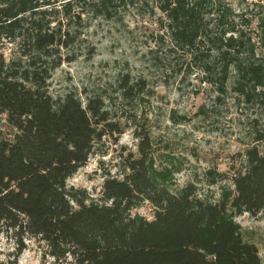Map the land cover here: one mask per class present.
Listing matches in <instances>:
<instances>
[{"label": "trees", "instance_id": "1", "mask_svg": "<svg viewBox=\"0 0 264 264\" xmlns=\"http://www.w3.org/2000/svg\"><path fill=\"white\" fill-rule=\"evenodd\" d=\"M127 10L156 19L148 55L162 54L178 74L197 70L217 100L232 93L264 111V0L240 10L231 0H0V116L10 129L0 130V234L16 252L6 264H18L30 241L43 264H263L234 219L264 213V130L238 168L209 172L210 186L226 183L214 199L194 181L174 192L156 170L151 130L126 110L146 79L121 74L119 104L50 93L54 72L79 59L88 22ZM127 132L136 152L121 157L120 176H105L98 200L68 186L99 145ZM146 203L152 221L133 215Z\"/></svg>", "mask_w": 264, "mask_h": 264}, {"label": "rangeland", "instance_id": "2", "mask_svg": "<svg viewBox=\"0 0 264 264\" xmlns=\"http://www.w3.org/2000/svg\"><path fill=\"white\" fill-rule=\"evenodd\" d=\"M251 1L231 3L240 10ZM88 26L87 42L77 51L79 59L54 72L52 96L72 92L82 94L84 99L85 93H96L119 104L117 79L121 74L146 79V91L126 110L149 126L156 170L169 177L174 192L194 181L203 196L219 199L226 183L210 186L209 172L227 174L231 168L239 167L240 157L254 145L255 130H264V111L239 103L232 93L217 100L210 85L200 81L197 70L185 65L178 74L174 64L164 61L162 54L157 59L148 55L149 48L155 46L152 33L156 37L158 30L154 18L127 10L116 21L90 20ZM7 48L10 53L13 47ZM90 50H94L92 56ZM0 130L9 134L6 117L0 116ZM136 144L131 132L116 144L105 140L87 165L68 180V186L98 200L105 176H120L124 168L121 157L135 153ZM259 147L264 151V143ZM154 212L146 203L133 215L152 221ZM234 220L241 227L242 238L256 246L264 264V213L244 214ZM15 253L12 236L0 234V264H6ZM42 256L43 248L30 241L18 264H43Z\"/></svg>", "mask_w": 264, "mask_h": 264}]
</instances>
